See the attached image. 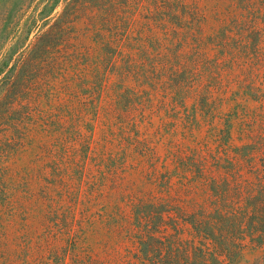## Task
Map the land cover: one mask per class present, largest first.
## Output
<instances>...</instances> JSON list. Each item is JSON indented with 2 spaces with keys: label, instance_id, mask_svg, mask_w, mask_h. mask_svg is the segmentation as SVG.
Masks as SVG:
<instances>
[{
  "label": "trees",
  "instance_id": "1",
  "mask_svg": "<svg viewBox=\"0 0 264 264\" xmlns=\"http://www.w3.org/2000/svg\"><path fill=\"white\" fill-rule=\"evenodd\" d=\"M0 5V264H264V0Z\"/></svg>",
  "mask_w": 264,
  "mask_h": 264
},
{
  "label": "rangeland",
  "instance_id": "2",
  "mask_svg": "<svg viewBox=\"0 0 264 264\" xmlns=\"http://www.w3.org/2000/svg\"><path fill=\"white\" fill-rule=\"evenodd\" d=\"M0 7H1V5H0ZM60 11H61V8H58L55 13H58Z\"/></svg>",
  "mask_w": 264,
  "mask_h": 264
}]
</instances>
